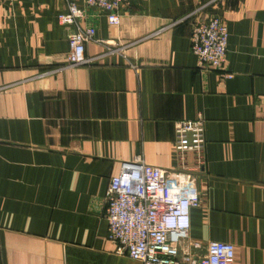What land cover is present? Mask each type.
Wrapping results in <instances>:
<instances>
[{
  "label": "crops",
  "instance_id": "obj_1",
  "mask_svg": "<svg viewBox=\"0 0 264 264\" xmlns=\"http://www.w3.org/2000/svg\"><path fill=\"white\" fill-rule=\"evenodd\" d=\"M75 3L93 61L43 74L67 64L66 0H0V264H140L107 238L110 177L136 157L175 168V122L198 113L189 241L264 264V0H130L118 25ZM213 16L228 30L216 70L190 49L193 24Z\"/></svg>",
  "mask_w": 264,
  "mask_h": 264
},
{
  "label": "built area",
  "instance_id": "obj_2",
  "mask_svg": "<svg viewBox=\"0 0 264 264\" xmlns=\"http://www.w3.org/2000/svg\"><path fill=\"white\" fill-rule=\"evenodd\" d=\"M75 1L66 0V11L57 17L61 24L73 25L67 36V64L43 74L93 61L86 56L85 45L92 40L95 28L78 22L82 11ZM81 1L99 7L110 24L118 25V10L130 0ZM227 40L228 30L221 18L213 16L196 21L191 29L190 49L198 65L220 69ZM204 121L203 114L198 113L194 119L175 122L172 142L175 168L146 164L136 157L132 162L122 163L118 173L110 177L105 195L107 238L116 244L118 254L140 264H235L232 243L209 241L205 254L199 255L200 243L189 241L190 212L199 205L194 173L201 171L205 163ZM183 241L188 242L190 251L181 252Z\"/></svg>",
  "mask_w": 264,
  "mask_h": 264
}]
</instances>
